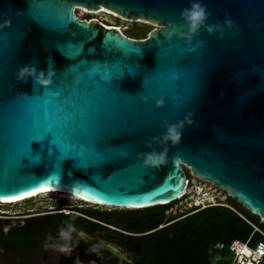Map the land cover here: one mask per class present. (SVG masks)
Here are the masks:
<instances>
[{"label":"water","instance_id":"water-1","mask_svg":"<svg viewBox=\"0 0 264 264\" xmlns=\"http://www.w3.org/2000/svg\"><path fill=\"white\" fill-rule=\"evenodd\" d=\"M192 2L0 0V199L51 188L164 205L185 188L183 161L264 218V0H199L207 24L234 22L224 39L204 28L191 43L166 38ZM76 6L159 26L136 38ZM28 64L55 69L52 84L21 82ZM178 121L180 142L163 143L162 124ZM164 149L166 163L144 166L142 153Z\"/></svg>","mask_w":264,"mask_h":264},{"label":"flooded vegetation","instance_id":"flooded-vegetation-1","mask_svg":"<svg viewBox=\"0 0 264 264\" xmlns=\"http://www.w3.org/2000/svg\"><path fill=\"white\" fill-rule=\"evenodd\" d=\"M56 199L55 205L0 217V264H150L138 258L135 245L129 240L150 236L170 221L165 216L163 223L149 229L133 219L142 216L137 212L123 213L127 219L120 222L106 216L111 214L83 212L61 198ZM68 213L75 214V219ZM158 213L154 210L149 215ZM69 221L85 233V238L78 243L74 239L69 253L46 248L48 236L58 239L59 230Z\"/></svg>","mask_w":264,"mask_h":264},{"label":"trees","instance_id":"trees-1","mask_svg":"<svg viewBox=\"0 0 264 264\" xmlns=\"http://www.w3.org/2000/svg\"><path fill=\"white\" fill-rule=\"evenodd\" d=\"M238 208L210 206L171 222L150 236L129 242L135 245L139 259L149 253L157 254L155 264H210L211 248L216 242L229 244L234 239L246 240L254 230L253 224L264 230L258 214L241 211L244 209H240V205ZM154 210H159L155 216L142 215L133 219L143 222L149 229L158 227L165 220L164 207ZM253 238L260 239L262 234L256 231Z\"/></svg>","mask_w":264,"mask_h":264},{"label":"clouds","instance_id":"clouds-1","mask_svg":"<svg viewBox=\"0 0 264 264\" xmlns=\"http://www.w3.org/2000/svg\"><path fill=\"white\" fill-rule=\"evenodd\" d=\"M211 13L207 10L206 5L199 2V0H193L190 3V6L184 8L181 13V19L184 24L173 25L171 29L165 32V36L168 39H171L174 35L181 36L187 40L188 43H191L192 38L197 35L201 28H204L208 34L219 33V38L224 39L225 28H230L233 25V21L229 18H226L223 23L217 24H207V20ZM10 23V21L8 22ZM182 27H187V31H182ZM55 69L48 68L45 70H38L35 65L28 64L24 65L17 72V78L23 82L27 83L28 78L31 77L34 81V84L41 86L42 88H48L52 84V78L55 76ZM155 99V97H152ZM142 100L144 103H147L149 100L148 96H143ZM164 104L163 99L156 100V106L162 107ZM184 121H178L175 124H167L164 122L163 127L166 128V131L163 133L162 137L159 139L163 143H171L173 145L178 144L182 138V130L184 128ZM188 124L193 123L192 120H187ZM153 140L157 139L156 137L152 138ZM151 147L150 144L147 145ZM143 164L145 167L156 168L164 163H166L167 149H164L161 152L151 151L147 153H142ZM73 216L75 219V214L68 213ZM85 238V233L83 231H78L74 226L72 221L66 223V227H62L58 233V239H54L51 235L48 236V241L45 245L46 248H52L55 251L62 253H69L72 251V242L75 239L78 243L79 240ZM95 251V249H93Z\"/></svg>","mask_w":264,"mask_h":264},{"label":"built area","instance_id":"built-area-1","mask_svg":"<svg viewBox=\"0 0 264 264\" xmlns=\"http://www.w3.org/2000/svg\"><path fill=\"white\" fill-rule=\"evenodd\" d=\"M181 162L186 169V185L182 194L166 204L165 216L170 219L169 223L210 206L233 208L228 200L230 194L221 185L196 174L190 165ZM3 203V199H0V217L6 214L1 208ZM253 226L254 230L246 240L234 239L229 244L216 242L211 248L210 264H263L264 230L256 224ZM256 231L262 234V238H253Z\"/></svg>","mask_w":264,"mask_h":264},{"label":"rangeland","instance_id":"rangeland-1","mask_svg":"<svg viewBox=\"0 0 264 264\" xmlns=\"http://www.w3.org/2000/svg\"><path fill=\"white\" fill-rule=\"evenodd\" d=\"M77 7V6H76ZM75 12L84 18H99L101 20H104L108 24L112 25H119L122 26V30L130 36L141 38V37H147L149 35V32L158 27L159 24L155 22H151L149 20H145L142 18H129L131 20L122 19L116 15L109 14L107 12H98V13H92V12H85L81 8L76 10ZM118 14V13H117ZM120 15V14H118ZM122 16V15H121ZM61 198L63 199L62 202L71 204L72 207H77V209H80L83 212H95L98 211L100 213L105 214H111L106 215L107 217H111L114 220H118L120 222H123L126 218L123 213L125 211L131 210V212H137L142 215H149L151 211L154 209H160L161 207H164V210L167 206H150V207H143V208H137V209H126L121 207H112V206H104L99 204H90L87 202H84L83 200L79 199H73L69 198L67 196H64L62 192L53 193V194H41L34 197H29L27 199L21 200L19 202H13V203H3L2 209L6 211L8 215H12L14 213H21L24 211H29L31 208H39L43 206H50L57 204V199ZM230 205L233 206L234 209L238 208L240 205V209H244L241 211H251L246 205L238 201V199L234 197H229ZM236 207V208H235ZM154 208V209H153ZM232 208V209H233ZM239 209V208H238ZM251 213H254L251 211ZM82 214V213H81ZM165 214V212H164ZM256 214V213H254ZM83 215V214H82ZM243 217H245L244 213H241ZM260 221L264 223V218L259 215ZM210 254V250H209ZM158 258V255L155 253H149L148 256L144 258V261L150 264H155L156 260Z\"/></svg>","mask_w":264,"mask_h":264},{"label":"bare ground","instance_id":"bare-ground-1","mask_svg":"<svg viewBox=\"0 0 264 264\" xmlns=\"http://www.w3.org/2000/svg\"><path fill=\"white\" fill-rule=\"evenodd\" d=\"M82 9L83 11L85 12H92V13H98V12H107L109 14H112V15H116L122 19H126V20H131L127 17H124V16H121V15H118L116 12H113L111 10H108L107 8H105L104 6L101 8V9H88V8H85V7H82V6H77L76 7V10L78 9ZM104 21V20H103ZM109 25H112V24H109ZM119 26V25H118ZM121 28V30L123 29L122 26H119ZM45 189H48L46 191H42V189L40 190H37V191H34V192H31L27 195H24V196H20L21 198H12V199H3L4 203H15V202H19L21 200H24V199H27L29 197H34V196H38V195H43V194H53V193H58V191H60L59 189H51V188H45ZM63 194L67 197H70V198H73V199H77V198H80L81 200L83 199L84 201L90 203V204H99V205H104V206H112L114 207L113 205H105V204H100V203H95L93 201H90L88 200L87 198L81 196V195H78V194H73V193H70V192H63ZM115 207H118V206H115Z\"/></svg>","mask_w":264,"mask_h":264},{"label":"snow or ice","instance_id":"snow-or-ice-1","mask_svg":"<svg viewBox=\"0 0 264 264\" xmlns=\"http://www.w3.org/2000/svg\"><path fill=\"white\" fill-rule=\"evenodd\" d=\"M46 190H48V189H42V191H46ZM17 198H21V197H17Z\"/></svg>","mask_w":264,"mask_h":264}]
</instances>
